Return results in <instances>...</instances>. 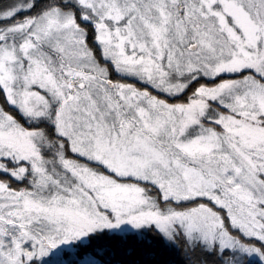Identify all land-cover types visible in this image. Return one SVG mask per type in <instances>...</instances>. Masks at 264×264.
<instances>
[{"label": "snow or ice", "instance_id": "6c2138e0", "mask_svg": "<svg viewBox=\"0 0 264 264\" xmlns=\"http://www.w3.org/2000/svg\"><path fill=\"white\" fill-rule=\"evenodd\" d=\"M0 264H264V0H0Z\"/></svg>", "mask_w": 264, "mask_h": 264}]
</instances>
